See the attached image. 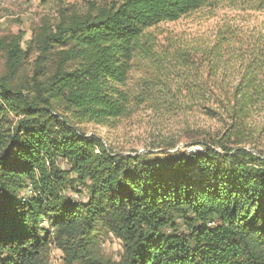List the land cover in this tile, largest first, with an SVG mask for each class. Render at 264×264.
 Instances as JSON below:
<instances>
[{
	"label": "trees",
	"instance_id": "trees-1",
	"mask_svg": "<svg viewBox=\"0 0 264 264\" xmlns=\"http://www.w3.org/2000/svg\"><path fill=\"white\" fill-rule=\"evenodd\" d=\"M223 8L264 12V0L93 1L46 30L41 51L54 50L56 71L25 87L14 84L20 36L5 47L0 264H50L52 245L66 264H264V33L226 24L212 41L163 48L150 31ZM137 63L144 75L130 90ZM143 104L162 119L199 110L219 127L185 144L201 151L164 139L136 156L86 131ZM68 188L87 201L66 202ZM98 227L121 242L118 262L94 259Z\"/></svg>",
	"mask_w": 264,
	"mask_h": 264
},
{
	"label": "rangeland",
	"instance_id": "rangeland-1",
	"mask_svg": "<svg viewBox=\"0 0 264 264\" xmlns=\"http://www.w3.org/2000/svg\"><path fill=\"white\" fill-rule=\"evenodd\" d=\"M95 1L99 5L109 0H0V76L7 73L6 46L20 36V47L24 59L14 77L17 87L27 86L36 77L37 70L46 75L56 71L58 56L54 50L41 51V39L46 30L59 22L62 14L85 13ZM236 25L243 30L261 29L264 33V12H248L228 8L193 12L175 22L161 24L153 32L159 46L166 48L167 41H212L216 32L224 25ZM144 75L143 66L134 64L130 71L127 88L132 90ZM15 120V119H14ZM219 124L206 118L199 110H193L175 119H162L143 104L118 121L113 127H99L86 124L89 134H96L104 140L105 148L124 156H136L145 150H152L164 139H181L176 150L184 151L185 144L200 138L202 129H216ZM192 137V138H190ZM203 137V136H202ZM200 139H203V138ZM259 151L264 152V136L257 142ZM247 149H249L247 147ZM250 150V149H249ZM99 150L98 152L100 153ZM152 151L157 152L156 149ZM97 152V153H98ZM80 189V188H78ZM76 192L68 188L63 192L66 202L85 203V190ZM45 227H47L45 225ZM90 252L101 263H116L123 254L121 242L105 228L98 227L90 236ZM50 264H66L62 252L54 245L50 248Z\"/></svg>",
	"mask_w": 264,
	"mask_h": 264
},
{
	"label": "built area",
	"instance_id": "built-area-1",
	"mask_svg": "<svg viewBox=\"0 0 264 264\" xmlns=\"http://www.w3.org/2000/svg\"><path fill=\"white\" fill-rule=\"evenodd\" d=\"M184 149V151L186 152V153H195V152H197V151H201L202 149H201V147L199 146V145H196V146H191V147H188V146H186V147H184L183 148ZM29 194H31V192L29 191L28 192V195Z\"/></svg>",
	"mask_w": 264,
	"mask_h": 264
}]
</instances>
